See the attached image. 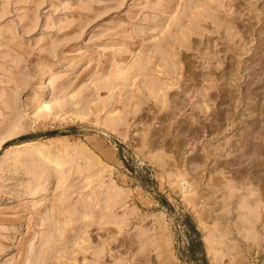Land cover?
Listing matches in <instances>:
<instances>
[{"label":"rangeland","instance_id":"1","mask_svg":"<svg viewBox=\"0 0 264 264\" xmlns=\"http://www.w3.org/2000/svg\"><path fill=\"white\" fill-rule=\"evenodd\" d=\"M262 186L264 0H0V264H264Z\"/></svg>","mask_w":264,"mask_h":264},{"label":"bare ground","instance_id":"2","mask_svg":"<svg viewBox=\"0 0 264 264\" xmlns=\"http://www.w3.org/2000/svg\"><path fill=\"white\" fill-rule=\"evenodd\" d=\"M151 86H155V85H153V84H151ZM219 89V88H218ZM174 105V104H173ZM172 106V105H171ZM259 130V129H258ZM254 132H255V130L254 129H252L251 130V132H250V134H246V136H248L249 135V137H252V136H254ZM259 132V131H258ZM258 136V135H257ZM256 136V137H257ZM255 138V137H254ZM25 145H27V146H32V145H35V143H33V142H29V143H26ZM50 160H51V162L57 167V169H60L61 168V166H62V163L59 161V159H56V158H50ZM177 177V176H176ZM182 177V176H181ZM262 187H264V186H262ZM261 187V188H262ZM46 188L44 187H42V188H40V189H38V190H35V191H31V192H29V197H34V196H36L37 194L36 193H38L39 192V194H44V193H46ZM40 191H41V193H40ZM263 192V195H264V190H262ZM255 195H256V198H258L259 197V194L256 192L255 193ZM254 198H255V196H253ZM263 198V197H262ZM264 199V198H263ZM253 200L254 199H251L250 200V198L246 201L247 203H249V204H251V201L253 202ZM256 200V199H255ZM252 205V204H251ZM251 208H253V207H251ZM249 210V209H248Z\"/></svg>","mask_w":264,"mask_h":264}]
</instances>
